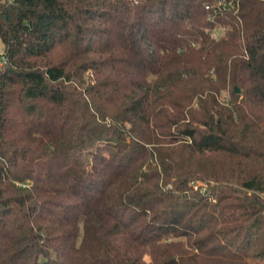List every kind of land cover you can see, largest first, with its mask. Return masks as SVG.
<instances>
[{
    "label": "trees",
    "instance_id": "trees-1",
    "mask_svg": "<svg viewBox=\"0 0 264 264\" xmlns=\"http://www.w3.org/2000/svg\"><path fill=\"white\" fill-rule=\"evenodd\" d=\"M0 39V264L264 261V0H0Z\"/></svg>",
    "mask_w": 264,
    "mask_h": 264
},
{
    "label": "rangeland",
    "instance_id": "rangeland-1",
    "mask_svg": "<svg viewBox=\"0 0 264 264\" xmlns=\"http://www.w3.org/2000/svg\"><path fill=\"white\" fill-rule=\"evenodd\" d=\"M223 29V28H222ZM217 34H219V32L218 31H215L214 32V36H216ZM4 52V43L2 42V40L0 39V65L2 64V58H1V55H2V53ZM226 95H227V92L225 93L224 92V96L226 97ZM261 264H264V261L262 262H260Z\"/></svg>",
    "mask_w": 264,
    "mask_h": 264
},
{
    "label": "built area",
    "instance_id": "built-area-1",
    "mask_svg": "<svg viewBox=\"0 0 264 264\" xmlns=\"http://www.w3.org/2000/svg\"><path fill=\"white\" fill-rule=\"evenodd\" d=\"M1 58H2V63L6 61V56H5L4 52L2 53Z\"/></svg>",
    "mask_w": 264,
    "mask_h": 264
},
{
    "label": "water",
    "instance_id": "water-1",
    "mask_svg": "<svg viewBox=\"0 0 264 264\" xmlns=\"http://www.w3.org/2000/svg\"><path fill=\"white\" fill-rule=\"evenodd\" d=\"M235 91H236V92H239V91H240V88L237 86V87L235 88Z\"/></svg>",
    "mask_w": 264,
    "mask_h": 264
}]
</instances>
